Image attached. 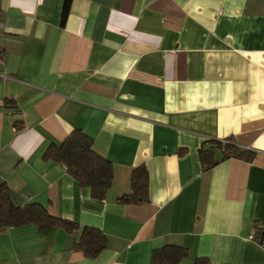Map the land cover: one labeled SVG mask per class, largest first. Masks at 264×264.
I'll return each instance as SVG.
<instances>
[{
	"label": "crops",
	"instance_id": "1",
	"mask_svg": "<svg viewBox=\"0 0 264 264\" xmlns=\"http://www.w3.org/2000/svg\"><path fill=\"white\" fill-rule=\"evenodd\" d=\"M0 0V181L19 206L106 238L94 259L79 231L0 232V264H150L182 247L208 264H264V0ZM9 100L13 108H5ZM74 130L112 165L103 201L43 155ZM252 162L204 170L207 141ZM148 202L119 204L134 169Z\"/></svg>",
	"mask_w": 264,
	"mask_h": 264
},
{
	"label": "trees",
	"instance_id": "2",
	"mask_svg": "<svg viewBox=\"0 0 264 264\" xmlns=\"http://www.w3.org/2000/svg\"><path fill=\"white\" fill-rule=\"evenodd\" d=\"M71 0H64L62 7V23L65 20ZM3 52L0 51V60ZM5 108H13L9 100L4 101ZM221 154L219 161L213 158V148L199 150V158L204 170L216 166L220 161L236 159L252 162L255 153L238 147L232 140L207 141ZM46 162L61 164L67 174L77 182L80 188L88 189L92 199L103 201L112 184V165L96 155L92 150V140L80 130L72 131L59 145H50L43 155ZM124 205H141L148 202V174L144 166L133 170L130 178V193L116 200ZM26 225L37 227L39 234L46 236L54 229H62L67 234L79 231V238L74 244V250L84 258H96L107 245L105 236L93 228H79L75 223L51 216L39 204L31 203L19 206L14 201L12 193L0 181V232L8 228ZM253 240L264 246V230L258 225L253 227ZM188 257V252L182 247L166 246L152 253L150 264H179ZM193 264H208L204 258L197 259Z\"/></svg>",
	"mask_w": 264,
	"mask_h": 264
}]
</instances>
